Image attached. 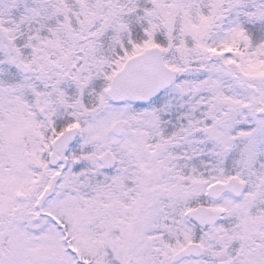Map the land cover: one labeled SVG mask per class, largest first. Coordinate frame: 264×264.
<instances>
[{
  "label": "snow or ice",
  "instance_id": "6c2138e0",
  "mask_svg": "<svg viewBox=\"0 0 264 264\" xmlns=\"http://www.w3.org/2000/svg\"><path fill=\"white\" fill-rule=\"evenodd\" d=\"M0 264H264V0H0Z\"/></svg>",
  "mask_w": 264,
  "mask_h": 264
}]
</instances>
